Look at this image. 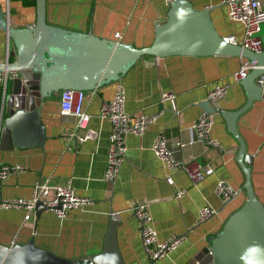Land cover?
I'll return each mask as SVG.
<instances>
[{
    "label": "crops",
    "instance_id": "0c3cea01",
    "mask_svg": "<svg viewBox=\"0 0 264 264\" xmlns=\"http://www.w3.org/2000/svg\"><path fill=\"white\" fill-rule=\"evenodd\" d=\"M190 1L196 9L212 7L211 18L221 36H242L241 25L228 19L224 0ZM168 7L165 0H46V19L69 30L141 48L152 42L155 24L165 20ZM0 9L14 27L35 22V6H24L19 0H0ZM11 46L12 41L0 29V63L8 60ZM244 60L239 56H143L119 81L86 91L88 128L98 137L70 146L67 139L74 118L60 113L61 91L53 92L42 101L43 146L0 150V165L26 167L0 183V201H31L35 185L46 181L51 185L69 183L78 195L89 197L90 203L70 211L63 219L45 210L38 217L34 212L27 221L25 209L0 207V244L25 243L33 238L37 246L61 257L99 253L114 213L119 221L116 242L124 264H196L209 239L246 200L245 176L237 161L239 143L221 114L235 111L246 102L243 87L233 77ZM217 84L228 85L225 96L213 104L216 112L211 138L219 145L189 143V127L204 112L207 93ZM118 85L123 88L127 112L145 113L155 120L143 135L127 136L125 160L117 179L109 182L103 173L110 123L101 120L98 112L103 100L114 97ZM3 92L0 86V106ZM169 93L172 95L163 99ZM236 125L249 158L253 190L264 205V99L254 101L241 113ZM159 132L167 138L176 159H196L202 165L205 175L200 181L193 182L183 170L169 169L155 156L152 144ZM176 141L184 145L178 147ZM219 180L238 191L228 202L215 192ZM136 202L147 204L159 240L182 237L180 244L162 258L151 260L144 250L139 221L131 210ZM206 205L217 212L198 222L199 210Z\"/></svg>",
    "mask_w": 264,
    "mask_h": 264
},
{
    "label": "water",
    "instance_id": "95a60500",
    "mask_svg": "<svg viewBox=\"0 0 264 264\" xmlns=\"http://www.w3.org/2000/svg\"><path fill=\"white\" fill-rule=\"evenodd\" d=\"M212 7L196 9L190 0H174L163 22L155 24L152 42L141 48L119 40L100 39L51 24L46 19V0H35V22L25 27L10 25L0 9V29L12 46L0 71H15L8 80L0 106V150L13 147H42L46 140L41 118L42 101L65 89L94 90L119 81L141 57L152 56H239L257 66L239 81L245 104L235 111H221L228 131L239 143L237 161L244 173L245 202L225 220L196 259L200 264H264V205L257 198L250 178L249 158L236 121L254 101L264 99L256 77L264 73V50L253 52L221 36L211 18ZM202 109L215 113L205 100ZM48 210L42 200L35 215ZM119 221L114 213L99 253L76 258L61 257L36 245L0 244V264H124L116 242Z\"/></svg>",
    "mask_w": 264,
    "mask_h": 264
},
{
    "label": "built area",
    "instance_id": "2783aa9c",
    "mask_svg": "<svg viewBox=\"0 0 264 264\" xmlns=\"http://www.w3.org/2000/svg\"><path fill=\"white\" fill-rule=\"evenodd\" d=\"M172 1L174 0H165L168 6ZM224 3L227 6L228 19L239 23L242 27V36L240 38L235 34H229L224 37L225 40L230 43L240 44L243 48L253 52L263 51L264 0H224ZM256 66V61L244 60L239 69L233 73L235 81L239 82L245 78ZM15 76V71H0V86H3L4 89L8 80ZM256 83L264 89V73L256 77ZM227 89V84L215 85L208 91L207 100L214 104L225 96ZM171 95L170 93L164 95L163 99H167ZM85 99V90L65 89L60 93V113L74 118V128L67 139V146H70L71 143H81L98 137L97 132L88 128L90 114L84 105ZM213 114L202 112L191 124L189 127V143L201 142L211 146L219 145L215 139L211 138V130L214 123ZM98 117L110 123L109 148L106 153V167L103 178L106 181L114 182L126 157L128 149L126 144L127 136L131 134L143 135L147 127L155 120V116L145 113L133 115L127 112L123 88L118 85L114 97L101 102ZM175 145L181 147L184 144L176 141ZM152 151L169 169L185 171L193 182L200 181L205 175L202 165L196 159L181 161L174 157L163 132H159L156 135L152 144ZM25 170L26 167L21 164H1L0 183L9 175ZM215 192L223 202H228L237 195L238 191L226 181L219 180L215 186ZM180 193L181 191H178L177 195H180ZM37 200H42L48 210L57 218L63 219L70 211L90 203L91 199L78 195L69 183L51 185L43 181L35 185L34 198L31 201H26L22 198L8 199L0 201V207L5 209H25L24 221H27L35 212ZM131 210L139 221V234L142 244L151 260L162 258L167 252L175 249L182 241L181 236H173L166 240L158 239L157 230L153 227L152 217L146 203L136 202L131 207ZM216 212L210 206H203L199 210L198 222L208 219ZM196 264H199V262L197 261Z\"/></svg>",
    "mask_w": 264,
    "mask_h": 264
},
{
    "label": "trees",
    "instance_id": "16d2710c",
    "mask_svg": "<svg viewBox=\"0 0 264 264\" xmlns=\"http://www.w3.org/2000/svg\"><path fill=\"white\" fill-rule=\"evenodd\" d=\"M24 6H35V0H19Z\"/></svg>",
    "mask_w": 264,
    "mask_h": 264
},
{
    "label": "rangeland",
    "instance_id": "374dc122",
    "mask_svg": "<svg viewBox=\"0 0 264 264\" xmlns=\"http://www.w3.org/2000/svg\"><path fill=\"white\" fill-rule=\"evenodd\" d=\"M263 31H264V29H263ZM263 40H264V34H263Z\"/></svg>",
    "mask_w": 264,
    "mask_h": 264
}]
</instances>
